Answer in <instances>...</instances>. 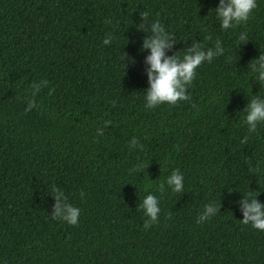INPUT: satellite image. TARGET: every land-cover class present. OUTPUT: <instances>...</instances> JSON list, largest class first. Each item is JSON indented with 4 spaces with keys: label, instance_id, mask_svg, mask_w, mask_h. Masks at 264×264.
<instances>
[{
    "label": "trees",
    "instance_id": "trees-1",
    "mask_svg": "<svg viewBox=\"0 0 264 264\" xmlns=\"http://www.w3.org/2000/svg\"><path fill=\"white\" fill-rule=\"evenodd\" d=\"M218 3L0 0V264H264V232L240 211L244 196L264 203V123L250 133L242 122L250 99H264L250 78L264 0L227 31ZM155 20L173 41L165 56L217 41L224 54L196 69L190 102L146 109ZM175 169L180 193L165 183ZM52 185L81 209L78 226L51 218ZM147 194L161 212L145 229ZM209 203L219 212L198 224Z\"/></svg>",
    "mask_w": 264,
    "mask_h": 264
},
{
    "label": "clouds",
    "instance_id": "clouds-1",
    "mask_svg": "<svg viewBox=\"0 0 264 264\" xmlns=\"http://www.w3.org/2000/svg\"><path fill=\"white\" fill-rule=\"evenodd\" d=\"M257 8V0H219L214 9L216 18L219 20L222 31H227L236 25L246 23L254 9ZM152 35L143 41V48L148 51L145 63L148 65L147 80L149 87L144 95L146 109H153L163 104L175 105L177 102L191 101L188 89L196 76V69L204 63H211L217 56L224 54V48L217 41L214 49L200 50L198 46L189 49L182 56H165L166 49L172 46L173 41L170 34L165 31L159 20L151 24ZM239 40L243 43L247 40V33H241ZM109 39H104L102 44H109ZM250 78L264 88V54L250 64ZM48 85L47 80L33 83L31 86L32 98L28 100L25 113L37 108L35 97L43 87ZM243 124L248 131L255 132L258 124L264 123V99L251 98L243 117ZM109 123L106 121L104 126ZM103 126V127H104ZM96 129V136H102V128ZM131 147H139L138 141L132 139ZM143 166V165H141ZM165 183L173 193H180L184 189V176L179 169H175L167 177ZM161 184V188H163ZM49 194L55 200L51 218L59 219L69 226H78L81 209L70 203L65 193L55 185L49 188ZM84 192H80V198L84 199ZM256 196L247 195L240 201V211L243 219L241 223L250 226L253 230L264 232V203L259 202ZM140 210L145 219L144 228L158 222L161 212L160 201L157 196L147 194L142 199ZM219 212L216 203L205 204L197 218V223L202 224L209 221Z\"/></svg>",
    "mask_w": 264,
    "mask_h": 264
}]
</instances>
